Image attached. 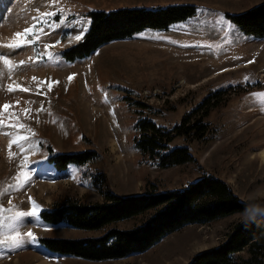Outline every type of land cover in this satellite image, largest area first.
Masks as SVG:
<instances>
[{"label":"rangeland","instance_id":"374dc122","mask_svg":"<svg viewBox=\"0 0 264 264\" xmlns=\"http://www.w3.org/2000/svg\"><path fill=\"white\" fill-rule=\"evenodd\" d=\"M21 1L20 5L0 0L4 12L0 13V43L6 44L0 57L10 61L5 64L0 59V240L17 231L24 239L19 247L11 241L0 244V264H184L222 242L234 223L245 217L235 213L206 224L185 225L127 258L89 260L51 251L42 239H81L109 228L82 229L40 219L44 211L66 200L103 202L101 190L90 181L96 172L103 177L102 189L130 197L142 193L147 180L163 188L183 186L198 175V169H207L225 179L241 200L257 201L264 209V159L260 156L264 145V38L242 33L232 17L264 0H56L54 6L63 16L121 6H193L191 14L173 20L166 29L146 28L132 38L110 40L90 56L69 63L59 52L77 41L75 37L83 34L81 29L84 32L88 22L75 16L49 26L52 17L40 14L26 26L47 3L28 0L25 7L27 0ZM15 7L22 11L15 13ZM49 11L47 7L43 13ZM33 25L34 34L26 37L31 42L36 39V26L49 27L41 31L40 40L7 47L21 40L15 34L24 26L25 30ZM63 25L70 31L58 37L57 27ZM43 45L47 49H41ZM52 52L58 54L55 60L43 58V53ZM9 86L14 90L9 91ZM207 95L205 106L188 112ZM5 104L11 106L7 111ZM184 115L190 116L188 122L200 116L204 123L209 117V127L215 129L214 134L208 131L201 138H173L174 144L189 148L192 162L159 168L133 149L138 118L164 122L170 131ZM20 136L28 139L12 143ZM50 148L53 152L88 149L95 155L85 174L71 164L64 174L52 176L56 170L47 162ZM27 160L29 167L25 168ZM26 175L30 177L27 182ZM33 201L39 205L38 218L15 215L32 211ZM138 220L116 225L129 228ZM28 232L38 239L32 242L25 235Z\"/></svg>","mask_w":264,"mask_h":264},{"label":"trees","instance_id":"16d2710c","mask_svg":"<svg viewBox=\"0 0 264 264\" xmlns=\"http://www.w3.org/2000/svg\"><path fill=\"white\" fill-rule=\"evenodd\" d=\"M192 12L193 6L187 4L155 9L124 7L108 12L91 11L87 32L63 54L67 59L78 58L93 52L103 43L131 36L144 27L165 28L173 20ZM233 19L244 33L264 37V2L234 14ZM209 96L188 112L197 110L198 106H205ZM206 113L207 109H204L203 114ZM189 117L184 115L170 131L165 129L164 122L147 117L138 118L134 123L136 134L133 148L147 163L159 168L188 162L192 156L189 149L174 144V139L179 137L185 141L187 137L194 138L196 135L201 138L208 131L215 133V129L209 127V117H205L204 123L200 121V116L191 122H188ZM94 155L93 151L86 149L56 154L51 157V161L57 167L75 163L85 174L87 164L93 161ZM198 170L199 175L188 180L183 188H163L147 180L142 193L130 197L102 189V175L99 172L92 173L90 180L104 195L103 202L85 203L77 198L66 200L45 212L44 218L53 223L64 222L75 228H109L103 235L96 237L45 238L42 241L56 252L85 259L122 258L148 249L165 235L185 225L206 224L228 215L244 213L245 217L234 223L233 229L228 231L222 242L196 253L186 264H264V214H248L253 206L264 211L263 205L257 201L241 200L225 179L207 169ZM137 217L139 220L129 228H118L116 225Z\"/></svg>","mask_w":264,"mask_h":264},{"label":"snow or ice","instance_id":"6c2138e0","mask_svg":"<svg viewBox=\"0 0 264 264\" xmlns=\"http://www.w3.org/2000/svg\"><path fill=\"white\" fill-rule=\"evenodd\" d=\"M55 2H56V0H53V4H55ZM51 14H52V13H42L41 15L48 16V15H51ZM34 31H35V25H33V26L30 27V28L25 29L23 33H21V32H17V33L15 34L17 37H25V39L20 40L18 43L9 44V45H7V47H9V48H18V47L24 46L25 44H29V43H31V41H29V40L26 39V37H27L29 34H34ZM81 33H83V29H81ZM81 38H82L81 35H77V36L75 37V39H77V40H79V39H81ZM0 59H3L5 64H9V63H10V61L7 60V59H5L4 57H0ZM22 63H23V62H21V64H22ZM34 79H35V78H34ZM69 79H72V77H69ZM246 79H247V78H246ZM56 83H58V82H56ZM12 90H14V89H12V87L9 86V91H12ZM21 90H22V91H25V92L28 91L27 88H23V89H21ZM10 107H11L10 105L5 104V105H4V109H5V111H7ZM42 109H43V105L41 106V109H38L37 111H40V110H42ZM0 123H2V122H0ZM11 126H13V127H17V125H11ZM18 127L23 128L24 125H18ZM27 139H28V137L20 136V137L14 138L13 141H12V143H17L18 140H27ZM19 146H20L21 149L23 150L24 145H23V144H20ZM9 149H11V143L9 144ZM9 155H10V156L13 155V154L11 153V151L9 152ZM17 179H18V178H17ZM28 179H30V177H28V176L26 175V176H25V181L27 182ZM10 187H11V186H10ZM32 203H33L32 211H30V212H17V213H15V215H16L17 217L33 216V217H37V218H38V217H39V205L35 204L34 201H33ZM25 235H26V237H27L28 239H30L32 242H35V241L38 239V238H37L32 232H28V233H26ZM22 239H24V236H22V234H21L19 231H17L14 235H12V236H10V237H7L5 240H0V244H4V243H7V242L11 241V243H12V245H13L14 247H19V246H20V242H21Z\"/></svg>","mask_w":264,"mask_h":264},{"label":"clouds","instance_id":"9594fccd","mask_svg":"<svg viewBox=\"0 0 264 264\" xmlns=\"http://www.w3.org/2000/svg\"><path fill=\"white\" fill-rule=\"evenodd\" d=\"M258 212H260L261 214H264V211H261L259 208L255 206H253L252 208L248 210V214L251 216H255Z\"/></svg>","mask_w":264,"mask_h":264},{"label":"bare ground","instance_id":"6f19581e","mask_svg":"<svg viewBox=\"0 0 264 264\" xmlns=\"http://www.w3.org/2000/svg\"><path fill=\"white\" fill-rule=\"evenodd\" d=\"M41 2H42V1H41ZM1 5H2V4H1V2H0V7H1ZM71 41H73V40L70 39L69 42H71ZM99 47H101V46H99ZM99 47H98V48H99ZM95 50H96V49H95ZM93 52H94V51H93ZM260 156H261L262 159H264V145L262 146V148H261V150H260Z\"/></svg>","mask_w":264,"mask_h":264},{"label":"crops","instance_id":"0c3cea01","mask_svg":"<svg viewBox=\"0 0 264 264\" xmlns=\"http://www.w3.org/2000/svg\"><path fill=\"white\" fill-rule=\"evenodd\" d=\"M77 30H79V29L77 28Z\"/></svg>","mask_w":264,"mask_h":264}]
</instances>
